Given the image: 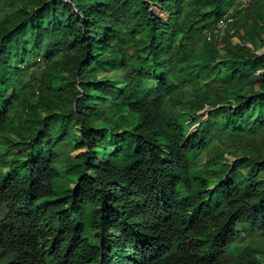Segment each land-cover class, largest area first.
<instances>
[{
	"label": "trees",
	"instance_id": "1",
	"mask_svg": "<svg viewBox=\"0 0 264 264\" xmlns=\"http://www.w3.org/2000/svg\"><path fill=\"white\" fill-rule=\"evenodd\" d=\"M241 4L0 0V264H264V0Z\"/></svg>",
	"mask_w": 264,
	"mask_h": 264
},
{
	"label": "rangeland",
	"instance_id": "2",
	"mask_svg": "<svg viewBox=\"0 0 264 264\" xmlns=\"http://www.w3.org/2000/svg\"><path fill=\"white\" fill-rule=\"evenodd\" d=\"M239 1H241L242 3H243V5H245V4H247V2H248V0H239ZM237 2H238V0H237ZM155 12H156V14H158V12H159V7H156L155 8ZM59 147L60 148H58V152H59V154L61 155V157H65V156H67L69 153H71L72 154V147L71 146H69V145H65V143H61L60 145H59ZM3 213H4V209H2V208H0V217L3 215ZM240 230H242V231H244V233H245V239H248L249 237H251L250 235H251V233L248 231V229L245 227V226H239L238 227ZM252 237H253V240L255 241V242H257V243H262V242H264V235H262V234H260V233H253V235H252ZM259 259L260 260H262V261H264V253H261L260 255H259Z\"/></svg>",
	"mask_w": 264,
	"mask_h": 264
},
{
	"label": "built area",
	"instance_id": "3",
	"mask_svg": "<svg viewBox=\"0 0 264 264\" xmlns=\"http://www.w3.org/2000/svg\"><path fill=\"white\" fill-rule=\"evenodd\" d=\"M243 6H244L243 4L240 5V7H243ZM232 20L233 19L231 16H229V13L226 14L225 17L219 20L216 26L212 28V30L209 32V35L212 33L217 38H221L227 29L231 32L232 30H231L230 24L232 23Z\"/></svg>",
	"mask_w": 264,
	"mask_h": 264
}]
</instances>
